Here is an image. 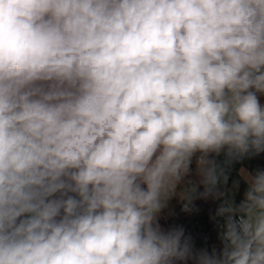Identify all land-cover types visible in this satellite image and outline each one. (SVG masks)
Returning <instances> with one entry per match:
<instances>
[{"label":"clouds","instance_id":"clouds-1","mask_svg":"<svg viewBox=\"0 0 264 264\" xmlns=\"http://www.w3.org/2000/svg\"><path fill=\"white\" fill-rule=\"evenodd\" d=\"M261 97L264 0H0V264H264V171L219 251L159 223L264 152Z\"/></svg>","mask_w":264,"mask_h":264},{"label":"built area","instance_id":"built-area-1","mask_svg":"<svg viewBox=\"0 0 264 264\" xmlns=\"http://www.w3.org/2000/svg\"><path fill=\"white\" fill-rule=\"evenodd\" d=\"M261 102L264 103V97H261ZM217 159L224 170V175L227 176V181L225 182L221 177L216 187L207 196L203 195L205 189L200 186L194 194L190 206L184 208L183 212H174L169 216L170 214L162 209L159 219L162 228L166 231L183 230V238L188 239L195 252L201 249L211 251L213 248L219 251L222 247L219 234L222 231L223 218L216 216V205L224 203L223 198L232 186L234 188L231 194L238 191L242 185H246L242 170L253 174L257 170L264 171V152L259 154L250 152L242 158L230 161L222 154ZM221 193L223 195H219ZM208 196H212L216 200L210 202Z\"/></svg>","mask_w":264,"mask_h":264},{"label":"rangeland","instance_id":"rangeland-1","mask_svg":"<svg viewBox=\"0 0 264 264\" xmlns=\"http://www.w3.org/2000/svg\"><path fill=\"white\" fill-rule=\"evenodd\" d=\"M247 185H242L241 188L234 192L233 194H231V191L233 190L234 186H232L225 194V197L223 198L224 201H226V197L227 200H234L235 203H239L242 199H243V194L244 191L246 189ZM231 194V195H230ZM175 203L178 204V206H180V208H185V201H181L179 200L177 197L173 196L168 202H167V206L163 209L166 213L171 214L173 211L175 210ZM191 204V203H190ZM190 204L188 206H190ZM162 227V226H161ZM163 229V228H162Z\"/></svg>","mask_w":264,"mask_h":264},{"label":"trees","instance_id":"trees-1","mask_svg":"<svg viewBox=\"0 0 264 264\" xmlns=\"http://www.w3.org/2000/svg\"><path fill=\"white\" fill-rule=\"evenodd\" d=\"M208 200H211L210 202H214L216 199L214 198V197H210V196H208ZM176 205H175V210L176 211H173L171 214H173L174 212H183V210H184V208H180V206H178V204L177 203H175ZM220 207V204H217L216 205V207H215V210H218V208ZM171 214L169 215V216H171ZM160 223V222H159ZM161 225V224H160ZM192 248V247H191ZM192 250L194 251V249L192 248ZM195 252V251H194ZM175 264H194V261H192V260H189V261H187V262H181V261H177V262H175Z\"/></svg>","mask_w":264,"mask_h":264}]
</instances>
